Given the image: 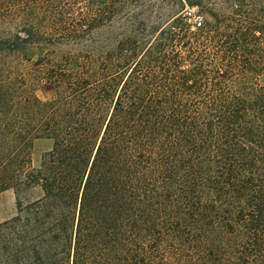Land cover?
I'll return each instance as SVG.
<instances>
[{"label": "trees", "instance_id": "1", "mask_svg": "<svg viewBox=\"0 0 264 264\" xmlns=\"http://www.w3.org/2000/svg\"><path fill=\"white\" fill-rule=\"evenodd\" d=\"M150 1L0 0V264H264V0Z\"/></svg>", "mask_w": 264, "mask_h": 264}, {"label": "rangeland", "instance_id": "2", "mask_svg": "<svg viewBox=\"0 0 264 264\" xmlns=\"http://www.w3.org/2000/svg\"><path fill=\"white\" fill-rule=\"evenodd\" d=\"M136 12H143L152 16V20L155 22L163 23L168 20L173 14L181 13L192 18L196 14H201L197 7H191L188 4H182L178 0L163 1V0H152L148 6L143 8H137ZM118 33L116 26L100 27L94 30L93 38L94 41H107V43L113 44V40ZM27 59L21 57H10V62H13L14 67L24 74L27 80H31L38 71L37 63L38 57L42 56L44 49L41 48H30L25 51ZM29 81L26 88L27 93L33 92L36 96L41 99H50L54 96L53 91H44L46 87L40 82ZM53 141L48 138L39 137L35 138L31 142L30 147V159L32 166H38L42 154L52 147ZM41 195V190L38 187L31 189L24 196V201H28L37 198ZM17 213L16 198L12 188L3 190L0 192V222L4 221Z\"/></svg>", "mask_w": 264, "mask_h": 264}]
</instances>
